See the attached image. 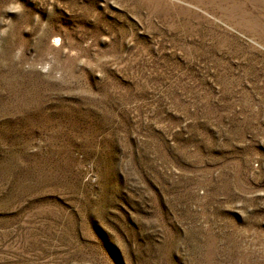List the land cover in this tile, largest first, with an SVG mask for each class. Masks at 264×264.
Masks as SVG:
<instances>
[{"label": "rangeland", "instance_id": "obj_1", "mask_svg": "<svg viewBox=\"0 0 264 264\" xmlns=\"http://www.w3.org/2000/svg\"><path fill=\"white\" fill-rule=\"evenodd\" d=\"M0 264H264V0H0Z\"/></svg>", "mask_w": 264, "mask_h": 264}, {"label": "clouds", "instance_id": "obj_2", "mask_svg": "<svg viewBox=\"0 0 264 264\" xmlns=\"http://www.w3.org/2000/svg\"><path fill=\"white\" fill-rule=\"evenodd\" d=\"M8 11L19 12L20 7H19V5H10L8 8ZM53 43H58V40H54Z\"/></svg>", "mask_w": 264, "mask_h": 264}]
</instances>
